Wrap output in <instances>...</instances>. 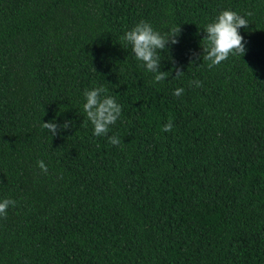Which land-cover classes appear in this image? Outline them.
I'll list each match as a JSON object with an SVG mask.
<instances>
[{"label": "trees", "instance_id": "trees-1", "mask_svg": "<svg viewBox=\"0 0 264 264\" xmlns=\"http://www.w3.org/2000/svg\"><path fill=\"white\" fill-rule=\"evenodd\" d=\"M225 9L246 51L209 69L203 27ZM141 20L180 25L163 82L121 39ZM99 86L122 113L97 137ZM4 198L0 264H264V0H0Z\"/></svg>", "mask_w": 264, "mask_h": 264}, {"label": "clouds", "instance_id": "clouds-1", "mask_svg": "<svg viewBox=\"0 0 264 264\" xmlns=\"http://www.w3.org/2000/svg\"><path fill=\"white\" fill-rule=\"evenodd\" d=\"M251 16V12L246 13ZM248 20L232 10H222L218 13L212 22L207 23L203 27L205 35L202 37L201 44L202 53L200 59L207 62L209 69L218 66L225 61L230 55L243 56L246 48L243 42L244 38L240 34V28H247ZM180 25L173 26L166 35H161L154 30L153 26L144 20L139 21L131 30L127 31L121 38L126 44L131 46V50L137 61L141 62V66L148 72L154 74V83L165 81L170 71H160L161 59L158 50L168 48L170 45L178 43L177 37L180 34ZM201 43V42H200ZM195 63V61H190ZM183 73L179 68L176 69V75ZM196 86H201L200 81H192ZM108 89L103 86L95 87L91 90H85L83 95L85 103L83 111L87 120L93 125V135L99 137L107 135L111 125L115 124L122 113V107L118 104L114 97L107 95ZM183 88L174 90L173 95L179 97L183 94ZM72 126V121L65 120L62 124H58L55 120L44 122L41 127L46 129L51 136L59 135L61 131L67 130ZM173 128L171 121L163 126L164 132H169ZM108 142L118 146L121 140L118 136H108ZM42 172L47 174L48 168L43 160L37 162ZM15 200L4 198L0 200V217L6 218L9 206H15Z\"/></svg>", "mask_w": 264, "mask_h": 264}]
</instances>
